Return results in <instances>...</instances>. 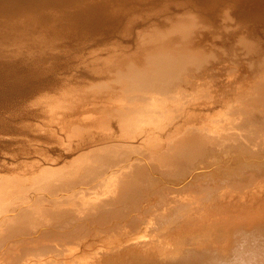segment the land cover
Returning a JSON list of instances; mask_svg holds the SVG:
<instances>
[{"label": "bare ground", "instance_id": "bare-ground-1", "mask_svg": "<svg viewBox=\"0 0 264 264\" xmlns=\"http://www.w3.org/2000/svg\"><path fill=\"white\" fill-rule=\"evenodd\" d=\"M228 3L0 0V264H264V7Z\"/></svg>", "mask_w": 264, "mask_h": 264}, {"label": "rangeland", "instance_id": "rangeland-1", "mask_svg": "<svg viewBox=\"0 0 264 264\" xmlns=\"http://www.w3.org/2000/svg\"><path fill=\"white\" fill-rule=\"evenodd\" d=\"M248 1H250L251 5L248 4L249 3ZM228 4H229L228 8L230 9L231 12L234 13L233 18L236 21L246 22V21H251V20L254 21V19L251 18V17L254 16L253 13H256L255 12L256 10L257 11L260 10L259 6H261V8L264 7V0H229ZM250 7L252 9L253 8L255 9V10L253 9V11H252L253 15H250L251 14V10H252ZM257 8H259V9H257ZM244 12H246L245 14H247V15H245ZM214 165L216 166V164H214ZM214 165H212L211 167H213Z\"/></svg>", "mask_w": 264, "mask_h": 264}]
</instances>
